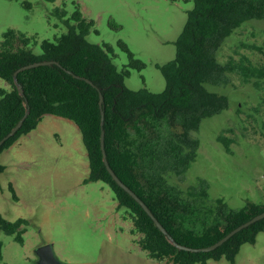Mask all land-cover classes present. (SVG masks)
Masks as SVG:
<instances>
[{
  "label": "trees",
  "instance_id": "obj_1",
  "mask_svg": "<svg viewBox=\"0 0 264 264\" xmlns=\"http://www.w3.org/2000/svg\"><path fill=\"white\" fill-rule=\"evenodd\" d=\"M23 3L32 7L27 0ZM56 11L61 16L67 13L59 7ZM72 19L76 24L56 40L41 41V53L35 51L39 44L36 36L16 28L5 32L0 44V77L9 82L10 88L0 86V139L19 122L28 107L30 112L19 130L1 145L0 153L34 130L45 114L67 117L82 132L90 160L88 180H103L113 188L120 205L130 210L134 232L142 233L138 242L151 258L172 259L175 264H208L211 259L226 257L235 263L242 245L255 242L264 230V218L215 250L179 249L108 170L103 158L102 129L113 169L145 200L178 242L193 247L213 244L263 212L264 202H250L240 209L230 208L223 198L213 202L204 181L184 190L170 182L168 173L174 171L181 177L186 173L197 157L200 140L195 133L202 120L229 107L228 96L210 90L207 84H228L233 72L246 81L264 77V65L253 62L245 53L239 58L231 55L225 63L217 59V51L228 35L248 20H264V0H195L177 41L176 58L161 65L167 82L162 92L127 87L125 79L131 70L119 69L113 62L112 45L87 39L94 21L88 20L79 8ZM120 43L129 51L130 67L145 66L125 42ZM238 48L234 49L237 53ZM43 60H57L60 65H39L20 71L18 79L25 90V95H21L15 71ZM219 139L231 149L232 138L223 133ZM5 168L0 163V176ZM10 187L18 199L13 185ZM26 223L24 218L11 221L0 213V230L16 234L20 241H24Z\"/></svg>",
  "mask_w": 264,
  "mask_h": 264
},
{
  "label": "rangeland",
  "instance_id": "obj_2",
  "mask_svg": "<svg viewBox=\"0 0 264 264\" xmlns=\"http://www.w3.org/2000/svg\"><path fill=\"white\" fill-rule=\"evenodd\" d=\"M24 1L0 0V44L5 32L16 28L36 36L35 51L41 53V41L56 40L76 24L72 15L79 8L95 23L87 39L112 45L113 62L119 69L130 68L125 85L153 92L166 89L161 65L176 58L177 41L195 6V0H27L30 8ZM58 7L67 13L59 15ZM120 41L144 67H130L129 51ZM243 53L264 65L263 19L248 20L228 35L217 59L225 63ZM230 76L228 84H207L228 96L229 107L202 120L195 133L200 140L196 159L182 177L174 171L168 177L184 190L204 181L211 201L223 198L230 208L240 209L264 202V77ZM0 86L10 88L2 77ZM51 118L0 153L6 167L0 176V213L11 221L27 220L24 241L0 230V264H41L37 250L45 244H52L61 264H103L107 255L127 250L147 255L138 242L142 233L134 232L131 212L120 205L113 188L88 180L90 160L78 125ZM223 133L234 140L230 150L219 139ZM208 264H264V230L255 242L242 245L235 263L222 257Z\"/></svg>",
  "mask_w": 264,
  "mask_h": 264
},
{
  "label": "water",
  "instance_id": "obj_3",
  "mask_svg": "<svg viewBox=\"0 0 264 264\" xmlns=\"http://www.w3.org/2000/svg\"><path fill=\"white\" fill-rule=\"evenodd\" d=\"M51 64H59L60 63L57 60H43V61H36L33 63H29V64H25L23 66H21L19 69H17L14 73V77H15V81L18 85L19 91L21 93V95H25V90L23 85L19 82L18 79V74L20 71L28 69V68H32L35 66H39V65H51ZM87 81H89L90 83L94 82L90 79V78H86ZM27 103V101H26ZM101 107H102V114H103V121L102 124L104 125V117H105V111H104V95L101 94ZM30 112V107H28L27 112L25 113V115L19 120V122L5 135L0 139V147L1 145L11 136H13L18 130L19 128L23 125L24 120L26 119V117L28 116ZM102 151H103V158H104V162L108 168V170L111 172V174L113 175L114 179L125 189L127 190L142 206L143 208L148 212V214L154 219L155 223L157 224V226L166 234V236L168 237V239L175 244L179 249H183V250H189V251H194V252H200V251H212L215 250L216 248H218L219 246H221L224 242H226L229 238H231L234 234H236L237 232L241 231L242 229L250 226L251 224L257 222L258 220H261L264 218V211L260 212L259 214H256L255 216H253L252 218H250L249 220H247L246 222L240 224L239 226H237L236 228H234L233 230H231L228 234H226L224 237H222L221 239H219L218 241H216L213 244L207 245V246H202V247H193V246H189L183 243L178 242L174 236L168 231V229L164 226V224L159 220V218L154 214L153 210L150 208V206L145 202V200L139 196V194L132 189L127 183H125L120 177L119 175L116 173V171L113 169V167L110 164L109 158H108V154L106 151V147H105V129L103 127L102 129ZM38 254L40 257V263L41 264H61V262L58 260L52 244H45L41 247L38 248Z\"/></svg>",
  "mask_w": 264,
  "mask_h": 264
},
{
  "label": "crops",
  "instance_id": "obj_4",
  "mask_svg": "<svg viewBox=\"0 0 264 264\" xmlns=\"http://www.w3.org/2000/svg\"><path fill=\"white\" fill-rule=\"evenodd\" d=\"M46 117H52L51 120H54V121L63 118V116L52 114V113L45 114L43 116L42 120L40 121V123L38 124V126L34 130H32L31 132H29L28 134H25V135L26 136L31 135L34 131H36L39 127H41L44 123L43 120ZM64 118H67V117H64ZM67 119H69V118H67ZM69 120H71V119H69ZM71 121H73V120H71ZM23 136L20 137L18 139V141H16L10 148H8L6 150L13 149V147L20 142V140L23 138ZM106 257L107 258L104 260L103 264H173L174 263L172 261V259L171 260L170 259L169 260H156V259L151 258L148 255V253H147V255L139 254L138 252H134L132 250H127V251H123L120 253L114 252L112 255H110V256L107 255Z\"/></svg>",
  "mask_w": 264,
  "mask_h": 264
},
{
  "label": "built area",
  "instance_id": "obj_5",
  "mask_svg": "<svg viewBox=\"0 0 264 264\" xmlns=\"http://www.w3.org/2000/svg\"><path fill=\"white\" fill-rule=\"evenodd\" d=\"M173 264H175V263H173Z\"/></svg>",
  "mask_w": 264,
  "mask_h": 264
}]
</instances>
